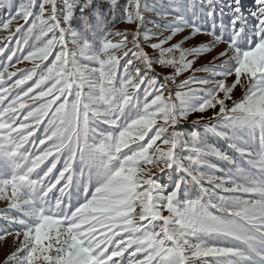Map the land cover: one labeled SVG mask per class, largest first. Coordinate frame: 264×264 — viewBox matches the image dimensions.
I'll return each mask as SVG.
<instances>
[{
    "label": "snow or ice",
    "instance_id": "1",
    "mask_svg": "<svg viewBox=\"0 0 264 264\" xmlns=\"http://www.w3.org/2000/svg\"><path fill=\"white\" fill-rule=\"evenodd\" d=\"M0 32V264H264V0H0Z\"/></svg>",
    "mask_w": 264,
    "mask_h": 264
},
{
    "label": "rangeland",
    "instance_id": "2",
    "mask_svg": "<svg viewBox=\"0 0 264 264\" xmlns=\"http://www.w3.org/2000/svg\"><path fill=\"white\" fill-rule=\"evenodd\" d=\"M218 2L221 3V6H223V2H224V0H218ZM244 2H245V5H246V6L250 4V0H244ZM121 3L123 4V3H124V0H121ZM2 15H7V13L5 12V13H3ZM18 22H19V23H22V21H18ZM15 23H17V22H13V26H15ZM117 26H118L121 30H123V29L126 28V27H129L128 25L123 24V23L118 24ZM148 26L150 27V25H148ZM4 34H5V33L0 32V35H4ZM12 46H15V41H13ZM24 66H25V65H20V67H24ZM29 66H30V65H29ZM240 94H241L240 90L237 89V90H236V95L239 96ZM3 206H4V205H3L2 203H0V207H3ZM2 226H3V223L0 222V227H2ZM11 243H12L11 239L8 240L7 244H5L4 242H0V261H2V260L4 259L5 254L9 251L10 246H11Z\"/></svg>",
    "mask_w": 264,
    "mask_h": 264
}]
</instances>
